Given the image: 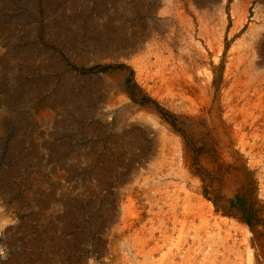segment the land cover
I'll return each mask as SVG.
<instances>
[{
    "label": "rangeland",
    "instance_id": "1",
    "mask_svg": "<svg viewBox=\"0 0 264 264\" xmlns=\"http://www.w3.org/2000/svg\"><path fill=\"white\" fill-rule=\"evenodd\" d=\"M163 1L36 0L0 14L14 36L0 102L21 94L0 129V264H264V144L251 119L226 118L232 52L258 48L264 0H181L188 29ZM166 41L176 72H211L195 77L205 98L150 77Z\"/></svg>",
    "mask_w": 264,
    "mask_h": 264
},
{
    "label": "bare ground",
    "instance_id": "2",
    "mask_svg": "<svg viewBox=\"0 0 264 264\" xmlns=\"http://www.w3.org/2000/svg\"><path fill=\"white\" fill-rule=\"evenodd\" d=\"M111 3H115L117 0H108ZM188 1V0H187ZM25 3L27 6L32 8L33 6H36V0H11V1H4L0 0V14H3L8 11H14L15 8L13 7L16 3ZM236 3V2H235ZM250 3V2H249ZM24 4V5H25ZM110 4V3H109ZM238 4V3H237ZM236 4V5H237ZM261 4V3H260ZM25 5V6H26ZM162 8L159 10L164 15H169L172 13H176L178 16L179 21L186 27L187 29L192 27V20L189 17L188 13L185 10V7L183 6V3L181 0H164L163 1ZM24 6V8H25ZM26 6V7H27ZM65 6V5H64ZM150 6V5H149ZM148 6V7H149ZM23 7V6H22ZM22 8V9H24ZM143 9V8H142ZM152 10H155L154 7H151ZM19 10V9H18ZM116 10V4L113 5L112 9L109 10V12H113ZM244 10V9H243ZM29 11V10H28ZM156 11V10H155ZM31 12V11H30ZM209 12V11H208ZM207 13V12H206ZM24 14V12H23ZM8 15V14H7ZM220 15V14H219ZM258 15V14H257ZM252 16V15H251ZM7 17V16H6ZM10 17V16H8ZM4 18V15H3ZM205 18H207L205 16ZM208 19V18H207ZM238 19V18H237ZM8 20V19H7ZM26 20V19H25ZM227 20V19H226ZM17 21H19L17 19ZM204 21V20H203ZM208 21V20H206ZM9 22V21H8ZM10 23V22H9ZM12 23V22H11ZM17 24V23H16ZM200 24V23H199ZM202 24V23H201ZM107 25V24H106ZM153 25V24H152ZM9 26V25H8ZM166 26L170 29L172 28V22H167ZM1 27V26H0ZM10 27V26H9ZM261 27V26H260ZM263 27V26H262ZM156 28V27H155ZM254 28V27H253ZM9 29V28H8ZM169 29V30H170ZM208 29V28H207ZM256 29V28H255ZM202 31L207 33V30H204L202 28ZM254 31V30H253ZM251 33V36L253 39L257 38V46L251 48V46L248 43H245L244 41H240V45L238 47L235 46V49L232 52V61L229 63V66L227 68V76L232 77V85H231V91L228 95V102L226 103V118L228 124H235L238 121V118L241 116L243 120L251 119V124L249 125V131H251L250 137L252 140H257L264 144V37H256L258 32ZM251 32V31H250ZM154 34V33H153ZM222 34V33H221ZM156 35V34H155ZM261 35V34H260ZM211 36V35H210ZM246 36V34H245ZM13 33L11 31V27L9 30H7L6 35L3 37V33L0 29V78L1 74L6 73L8 71H11L13 67L9 65V62H11L12 54L6 53L5 46H8L10 41L13 40ZM157 37V36H156ZM152 38V37H151ZM166 39V38H165ZM222 35L217 36L214 38L216 43H220V46H222ZM156 40V39H155ZM246 40V39H245ZM161 41V39H160ZM159 41V42H160ZM190 41V40H189ZM197 41V40H196ZM195 41V42H196ZM213 41V40H212ZM172 42V41H170ZM226 42V41H225ZM211 43V42H209ZM162 44V43H161ZM160 44V45H161ZM188 44V43H187ZM186 44V45H187ZM217 44V45H218ZM215 45L211 43V47ZM184 46V45H183ZM225 46V45H224ZM255 46V45H254ZM159 45L157 46V48ZM162 47V46H161ZM182 47V46H181ZM228 48V47H227ZM156 49V48H155ZM204 49V48H203ZM214 48H212L213 50ZM224 49V47H223ZM152 50V49H151ZM158 50V49H157ZM179 50V49H178ZM205 50V49H204ZM176 51V50H175ZM186 51V50H185ZM228 51V50H227ZM152 53V52H151ZM150 53V54H151ZM154 53V52H153ZM167 53L168 56L164 57L163 54ZM192 53V51H191ZM207 53V52H206ZM238 53V54H237ZM149 54V55H150ZM177 54V53H176ZM193 54V53H192ZM219 54V53H217ZM238 55V57L236 56ZM180 55V54H179ZM197 55V54H196ZM152 57V55H150ZM148 58V61H152L151 58ZM154 57V56H153ZM197 57V56H196ZM127 58V57H126ZM141 58V57H140ZM174 54L172 52V49L170 48V44L168 41L164 43L163 45V51L158 52V54L155 55L156 64H162L163 63V69L159 70L155 74H152V71L149 72L151 75L150 77L156 78V83L160 82L162 85L166 86L169 90H180L181 93L179 96H181L183 101H188L192 98V96H196L197 98H205L207 95V86L206 83H201L200 79H196L197 75H203L211 78V72L208 69H205L204 71L197 70L195 73L192 71L191 74L187 75L188 68L183 65V63H180V73L176 72L177 67L175 66L173 60H174ZM213 58V57H212ZM218 57L215 58V61H217ZM160 60L162 62H160ZM176 60V59H175ZM180 60V58H179ZM185 60V59H184ZM141 62V61H140ZM179 62V61H178ZM152 63V62H151ZM199 63V62H198ZM203 63V62H202ZM186 64V63H185ZM159 67V66H158ZM201 67V66H200ZM205 68V66H203ZM157 68V67H156ZM210 69V68H209ZM151 70V68H150ZM153 70V69H152ZM205 74V75H204ZM194 75V76H193ZM4 77V76H2ZM196 77V78H195ZM226 78V77H225ZM5 79V78H1ZM138 80L140 83L143 81V75H138ZM137 80V81H138ZM145 80V79H144ZM138 81V83H139ZM8 82V81H7ZM153 84V83H152ZM147 85V84H146ZM145 85V86H146ZM156 85V84H155ZM149 86V83H148ZM151 86V84H150ZM149 86V88H150ZM160 86V85H159ZM6 87L7 90V84L5 80L0 82V88L4 89ZM11 87V86H8ZM122 89V88H121ZM151 89V88H150ZM223 89V88H222ZM5 90V94L7 96V102H0V129L2 128L5 118H8L9 114L13 112L15 103L19 101V98L21 94L18 92H13L12 94H8ZM123 90V89H122ZM230 90V89H229ZM121 91V90H120ZM152 91V90H151ZM155 91V90H154ZM113 100L110 103L112 105L111 107H115L118 104L122 103V99H118L117 102L114 97L119 96L120 92L118 88L116 87V90L114 91ZM179 93V92H178ZM3 94V95H5ZM2 96V95H1ZM64 96V95H63ZM64 98V97H63ZM4 99V98H3ZM60 99V98H59ZM62 99V98H61ZM194 99V98H193ZM66 100V99H65ZM125 100V99H124ZM4 101V100H3ZM192 102V100H191ZM194 103V101L192 102ZM60 104V102H59ZM64 105V104H63ZM123 106V105H122ZM66 107V106H65ZM133 107V106H132ZM131 107V108H132ZM254 107L255 112L257 113H251L252 108ZM54 110V109H53ZM52 110V111H53ZM46 113V112H45ZM55 115V113H53ZM54 115H52V112L46 113L44 115L46 123L48 126L52 127L54 124ZM125 115V114H124ZM149 115V114H148ZM225 115V114H224ZM41 116V115H40ZM126 116H128V112H126ZM125 116V117H126ZM13 117V116H12ZM56 118H58L56 116ZM136 118V117H135ZM10 120V119H9ZM126 120V119H125ZM206 120V119H205ZM158 121V119H157ZM45 123V122H44ZM59 125V122H57ZM195 124V123H194ZM212 124V122H211ZM233 124V125H234ZM46 125V124H45ZM244 124L239 125L240 131L244 130L245 127ZM5 127V126H4ZM47 127V126H46ZM168 129V128H167ZM4 130V129H3ZM45 130V129H44ZM128 131V130H127ZM228 131V130H227ZM226 131V132H227ZM238 130H236L237 133ZM245 131V130H244ZM215 132V131H214ZM42 133V132H41ZM171 133V132H170ZM246 133V132H245ZM1 134V133H0ZM231 135V134H230ZM240 135V134H239ZM151 136V135H150ZM168 137V136H166ZM218 137V136H217ZM247 137V136H246ZM249 137V136H248ZM17 138V137H16ZM27 138V137H26ZM45 138V136H44ZM220 138V137H219ZM17 140V139H16ZM45 140V139H44ZM174 140V139H173ZM219 140V139H218ZM232 140V139H231ZM259 140V141H258ZM224 141V140H222ZM260 143V142H259ZM226 144V143H225ZM253 145V144H252ZM254 146V145H253ZM225 149V148H224ZM250 149V148H249ZM253 149V147H252ZM255 149V148H254ZM261 149H264L262 147ZM246 151V150H245ZM225 152V151H224ZM227 152V150H226ZM225 152V153H226ZM258 152V151H257ZM228 154V153H227ZM254 154V153H253ZM258 154V153H257ZM255 155V154H254ZM253 156V155H252ZM252 158V157H251ZM258 158V157H257ZM263 158V157H262ZM254 159V158H253ZM258 160V159H257ZM264 160V159H263ZM164 165V164H163ZM162 165V166H163ZM264 166V164L262 163ZM262 171V170H261ZM181 172V171H180ZM183 184V183H182ZM178 188V187H177ZM155 189V188H154ZM157 189V188H156ZM164 189V188H163ZM158 190V189H157ZM176 192V191H175ZM168 193V192H167ZM170 193V192H169ZM176 194V193H175ZM161 198V196H160ZM166 198V197H165ZM172 198V197H171ZM181 198V197H180ZM204 200V199H202ZM175 202V201H174ZM209 203V202H208ZM165 205V204H164ZM197 207V206H196ZM176 208V206H175ZM192 210V209H191ZM177 211V210H176ZM196 212V210H195ZM201 214V213H200ZM199 215V214H198ZM207 215V213H206ZM174 216V215H173ZM213 216V215H212ZM180 218V217H179ZM178 219V218H177ZM180 221V219H178ZM209 220V219H208ZM176 223V222H175ZM212 228V227H211ZM178 229V228H177ZM246 230V229H245ZM203 233V232H202ZM211 235V234H210ZM244 235V234H243ZM200 236V235H199ZM169 237V236H168ZM179 237V236H178ZM222 237V236H221ZM226 238V237H225ZM223 239V238H222ZM245 239V238H244ZM170 240V239H169ZM216 240V239H215ZM171 241V240H170ZM224 241V240H223ZM227 241V240H226ZM245 244V243H244ZM175 252V251H174ZM161 254V253H160ZM248 254V258H251ZM152 257V256H151ZM244 260V259H243ZM248 260V259H247ZM186 263V262H185ZM178 264V263H177ZM183 264V263H182Z\"/></svg>",
    "mask_w": 264,
    "mask_h": 264
},
{
    "label": "clouds",
    "instance_id": "3",
    "mask_svg": "<svg viewBox=\"0 0 264 264\" xmlns=\"http://www.w3.org/2000/svg\"><path fill=\"white\" fill-rule=\"evenodd\" d=\"M0 257H3V258H5V259L7 258V257H6V254L4 253L2 247H0Z\"/></svg>",
    "mask_w": 264,
    "mask_h": 264
}]
</instances>
